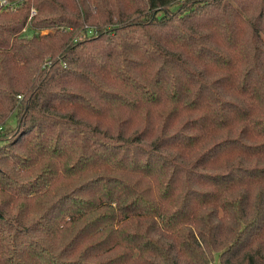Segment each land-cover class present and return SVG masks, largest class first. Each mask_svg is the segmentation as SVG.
Here are the masks:
<instances>
[{"label": "trees", "instance_id": "trees-1", "mask_svg": "<svg viewBox=\"0 0 264 264\" xmlns=\"http://www.w3.org/2000/svg\"><path fill=\"white\" fill-rule=\"evenodd\" d=\"M10 1L0 264H264V0Z\"/></svg>", "mask_w": 264, "mask_h": 264}, {"label": "built area", "instance_id": "built-area-1", "mask_svg": "<svg viewBox=\"0 0 264 264\" xmlns=\"http://www.w3.org/2000/svg\"><path fill=\"white\" fill-rule=\"evenodd\" d=\"M0 5L4 6V7H7V8H12V7H14L15 2L14 1H10V0H0ZM33 12H34V9L32 8L31 9V13H33Z\"/></svg>", "mask_w": 264, "mask_h": 264}, {"label": "rangeland", "instance_id": "rangeland-1", "mask_svg": "<svg viewBox=\"0 0 264 264\" xmlns=\"http://www.w3.org/2000/svg\"><path fill=\"white\" fill-rule=\"evenodd\" d=\"M16 118L14 114L9 118V125L14 126L15 125Z\"/></svg>", "mask_w": 264, "mask_h": 264}]
</instances>
